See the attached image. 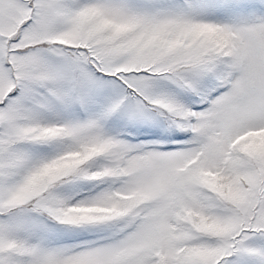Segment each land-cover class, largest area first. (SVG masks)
<instances>
[{
  "label": "snow or ice",
  "instance_id": "obj_1",
  "mask_svg": "<svg viewBox=\"0 0 264 264\" xmlns=\"http://www.w3.org/2000/svg\"><path fill=\"white\" fill-rule=\"evenodd\" d=\"M0 264H264V0H0Z\"/></svg>",
  "mask_w": 264,
  "mask_h": 264
}]
</instances>
